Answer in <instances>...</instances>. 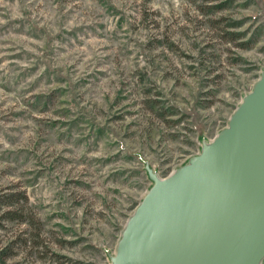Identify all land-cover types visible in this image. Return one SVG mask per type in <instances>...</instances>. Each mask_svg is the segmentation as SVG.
Returning <instances> with one entry per match:
<instances>
[{"label":"rangeland","instance_id":"374dc122","mask_svg":"<svg viewBox=\"0 0 264 264\" xmlns=\"http://www.w3.org/2000/svg\"><path fill=\"white\" fill-rule=\"evenodd\" d=\"M262 71L264 0H0L4 264H110L145 165L187 164Z\"/></svg>","mask_w":264,"mask_h":264},{"label":"water","instance_id":"95a60500","mask_svg":"<svg viewBox=\"0 0 264 264\" xmlns=\"http://www.w3.org/2000/svg\"><path fill=\"white\" fill-rule=\"evenodd\" d=\"M227 128L152 183L110 264H261L264 260V71Z\"/></svg>","mask_w":264,"mask_h":264},{"label":"trees","instance_id":"16d2710c","mask_svg":"<svg viewBox=\"0 0 264 264\" xmlns=\"http://www.w3.org/2000/svg\"><path fill=\"white\" fill-rule=\"evenodd\" d=\"M221 7H215L213 9L218 10ZM26 200L23 193L14 192L8 193L6 195L0 196V224L2 221H16L19 220L23 222L21 211L18 208V204ZM9 248H4L0 251V264H4L7 258L12 256L11 254H6Z\"/></svg>","mask_w":264,"mask_h":264}]
</instances>
